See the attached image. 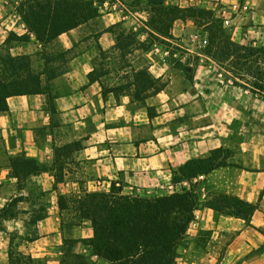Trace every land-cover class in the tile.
<instances>
[{
  "label": "crops",
  "instance_id": "0c3cea01",
  "mask_svg": "<svg viewBox=\"0 0 264 264\" xmlns=\"http://www.w3.org/2000/svg\"><path fill=\"white\" fill-rule=\"evenodd\" d=\"M164 3L221 4L231 13L233 40L264 43V0ZM108 5L99 24L89 20L57 37L73 56L68 70L49 81V91L10 94L8 109L0 110V264H113L93 249L94 227L77 201L92 192L152 199L186 190L194 192L196 207L178 264H264V128L253 143L247 89L226 77L212 56L194 50L209 38L189 17L175 19L168 38L184 50L165 58L143 53L153 76L166 78L157 92L138 99L105 87L104 76L91 80L102 53L117 52V26L141 40L149 32L161 36L147 25L139 35L149 0ZM12 31L22 36L27 29L8 0H0V50ZM42 48L31 34L14 40L8 52L37 58ZM240 106L244 130L236 129ZM212 155L218 165L208 173L174 180L189 159ZM224 195L258 204L250 222L219 210Z\"/></svg>",
  "mask_w": 264,
  "mask_h": 264
},
{
  "label": "rangeland",
  "instance_id": "374dc122",
  "mask_svg": "<svg viewBox=\"0 0 264 264\" xmlns=\"http://www.w3.org/2000/svg\"><path fill=\"white\" fill-rule=\"evenodd\" d=\"M25 1L8 0V3L15 11L16 17L25 24L26 33L33 34L36 39L39 38L37 40L43 44V48L41 50L42 55L30 60L9 54L10 43L0 50V58L4 61L7 60L6 63H10L11 61L9 60H12V64L15 65L19 62L20 65L18 67L14 66L13 72L7 75L6 81L3 83L5 87L7 86V88L14 90L13 92L33 91L37 88L36 82L41 73H45L51 68L58 70L57 67L61 69L67 65V58L73 52H62L63 49L57 41L58 32L75 27L77 24H83L89 20H92L93 24H99L102 13L110 9V5L104 6L106 0H68L67 2L49 0V12L44 17L46 20L42 23L43 27L40 30L41 33L43 30H48L49 33L39 36L37 31L25 19L27 15ZM184 4L186 5L185 2ZM133 6L137 5L133 4ZM174 6L171 4H160L159 2L151 3L148 12L145 14L146 19L143 18L145 23L141 24L139 35H141L140 33L144 34L145 30L149 31L148 27H150L154 31L161 33L162 38L154 32H149L147 39L141 40L137 33H134L133 30H128V26L126 28L125 26H117L116 31L122 33L121 41L117 43L119 47L115 48L117 52L102 53L101 59H98L95 76L98 78L104 76L105 87H116L118 91L131 94L138 99H143L154 93L165 84L166 78L153 76L146 64L147 58L143 54L145 50L142 46L150 45L148 51H153L154 44L158 42L171 44L174 52L184 50V47L174 44L168 39L170 38V27L176 16L194 15L198 21L199 28L209 38L207 44L201 48L194 47V50L200 49L212 57V54H215L216 58H218L215 60L223 67L226 77L231 78L235 84L242 85L247 89L246 95L253 100L250 107L251 115L254 117V121L251 123L253 133L251 138L253 143L259 141L261 125L264 128V122L258 117L259 115H264V43L262 46H258L243 44L233 40L232 37H237L238 35L234 33L233 29L228 27L230 23H227V16L230 17L231 13L225 14V11L220 9L221 4L216 8H205L207 11L194 10L195 7L203 9L199 6L187 7L189 8L187 11H184V8H178L179 6L173 8ZM241 8L242 6L234 11L233 17L239 14L238 12ZM84 15L86 17L83 19ZM236 21L237 25H242V16H239ZM240 31L237 30L236 33ZM254 37L256 38V36H253L252 39H255ZM48 74H51V72ZM48 74L46 73L45 76L49 77ZM242 108V106L237 107L235 112L238 117L236 122L237 130L245 129L243 122L239 121L243 118L244 111ZM246 112H248L247 109Z\"/></svg>",
  "mask_w": 264,
  "mask_h": 264
},
{
  "label": "trees",
  "instance_id": "16d2710c",
  "mask_svg": "<svg viewBox=\"0 0 264 264\" xmlns=\"http://www.w3.org/2000/svg\"><path fill=\"white\" fill-rule=\"evenodd\" d=\"M63 1L67 2L68 0ZM48 2L49 0L25 1L27 6L25 19L37 31L39 36L49 33L48 30H43L42 33L40 31L43 27L42 23L46 20L44 17L49 12ZM156 2L165 4L164 0H149V5ZM177 7L174 6L173 8ZM189 8H184L183 10L187 11ZM194 10L207 11L205 8L200 9L198 7H195ZM85 17L86 15H84L83 19ZM188 17L199 25L194 15H178L174 20ZM79 25L77 24L75 27ZM75 27L58 32L57 37L62 32L69 31ZM121 35L122 33H119L120 40L118 42L121 41ZM30 39L31 35L29 33L18 36L12 31L11 36L7 40V45L9 43L12 44L14 40ZM116 47H119V45H116ZM100 48L102 49V47ZM142 48L148 50L150 45H144ZM62 52L69 53L70 51L63 50ZM39 55H42V51L39 52ZM212 55L214 59H218L215 54ZM72 56L73 54L67 58V62ZM16 57H24L28 60L32 58L30 56ZM9 61L12 62V60ZM6 62L7 60L4 61L0 58V110L8 109L6 99L10 94L28 93L13 92L14 90L3 85L7 75L13 72L14 66L18 67L19 65V62L15 65L11 62ZM57 68L58 70L51 68L45 73H41L36 82L37 88L30 92L49 91V81L57 75L66 72L68 65L61 69ZM50 72L51 74H48ZM95 72L96 68L91 73V80L98 78L95 76ZM46 73L49 77L47 76L48 82L44 84L42 75ZM162 87L157 89V91ZM214 159L215 155L207 158L189 159L177 171H174L175 174L179 173V176H174V180L191 178L199 173H208L218 165ZM77 202L78 210L82 216L92 221L94 227V237L91 241L93 249L101 257L112 261L113 264H177L178 246L193 220L196 207L195 194L191 190L175 192L171 195L152 199L129 197L116 193L92 192L87 193ZM218 208L221 211L242 216L247 222H250L251 215L258 208V204H251L237 197L224 195Z\"/></svg>",
  "mask_w": 264,
  "mask_h": 264
},
{
  "label": "built area",
  "instance_id": "2783aa9c",
  "mask_svg": "<svg viewBox=\"0 0 264 264\" xmlns=\"http://www.w3.org/2000/svg\"><path fill=\"white\" fill-rule=\"evenodd\" d=\"M195 1L196 0H191L192 3L195 2ZM207 43H208V39L206 38L204 40L203 46L205 44H207ZM153 51H154V53L163 55L164 58L170 56L174 52L173 51V46L171 44H162V43L155 44Z\"/></svg>",
  "mask_w": 264,
  "mask_h": 264
}]
</instances>
